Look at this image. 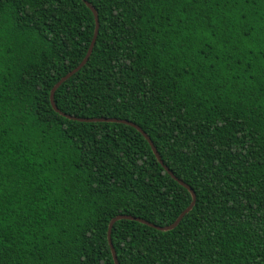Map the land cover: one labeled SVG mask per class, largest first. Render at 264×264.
I'll use <instances>...</instances> for the list:
<instances>
[{
    "label": "trees",
    "instance_id": "obj_1",
    "mask_svg": "<svg viewBox=\"0 0 264 264\" xmlns=\"http://www.w3.org/2000/svg\"><path fill=\"white\" fill-rule=\"evenodd\" d=\"M88 1L57 106L138 124L197 195L171 230L117 220L119 263L264 264V0ZM95 29L84 0H0V264H116L114 217L192 202L137 128L53 107Z\"/></svg>",
    "mask_w": 264,
    "mask_h": 264
},
{
    "label": "water",
    "instance_id": "obj_2",
    "mask_svg": "<svg viewBox=\"0 0 264 264\" xmlns=\"http://www.w3.org/2000/svg\"><path fill=\"white\" fill-rule=\"evenodd\" d=\"M86 2V4L91 8V10L93 11L94 15H95V19H96V29H95V33H94V37L92 39V42L90 44V47L88 49V52L86 54V56L84 57L83 61L75 68L73 69L72 71H70L67 75H65L64 77H62L55 85L54 87L52 88L51 90V94H50V97H51V102H52V105L53 107L58 111L60 112L62 115L68 117V118H73V119H77V120H80V121H87V122H96V121H107V122H120V123H126V124H129V125H132L134 126L135 128H137L140 132L143 133V135L148 139L149 143L151 144L155 154L157 155L159 161L164 165V167L166 168V170L176 179L178 180L182 185H184L185 187H187L191 193H192V202L191 204L179 215V217L177 218V220L170 224V225H166V226H160V225H156V224H152L150 223L149 221H146L144 219H141V218H138V217H135V216H131V215H117L116 217H114L111 222H110V225H109V231H108V239H109V243L111 245V248H112V252H113V256H114V260H115V263L116 264H120L119 263V260H118V255H117V252H116V249H115V246L113 244V241H112V229H113V225L114 223L119 220V219H122V218H128V219H136V220H140L142 222H145L147 224H150L151 226L153 227H156L160 230H171L173 228H175L179 223L180 221L182 220V218L194 207L195 203H196V200H197V195H196V192L194 191V189L188 185L187 183H185L183 180L179 179L170 169L167 165L164 164V161L160 155V153L158 152L154 142L152 141V139L149 137V135L136 123L132 122V121H129L127 119H120V118H116V117H90V118H86V117H75V116H72L70 114H67L63 111H61L59 109V107L57 106L56 104V101H55V92L56 90L61 86V84L63 82H65L69 77H71L73 74H75L76 72H78L89 60L92 52H93V49H94V46L96 44V41H97V37H98V33H99V28H100V20H99V15L96 11V9L94 8V6L91 5V3L88 1V0H84Z\"/></svg>",
    "mask_w": 264,
    "mask_h": 264
},
{
    "label": "snow or ice",
    "instance_id": "obj_3",
    "mask_svg": "<svg viewBox=\"0 0 264 264\" xmlns=\"http://www.w3.org/2000/svg\"><path fill=\"white\" fill-rule=\"evenodd\" d=\"M11 47H12V45H8L7 47H5L3 39L0 38V61L3 60L5 53L10 51ZM85 87H87V84L85 85ZM262 216H264V214H262ZM177 235H180V233H177ZM182 239L185 241H191L193 238H192L191 234H184ZM177 246L182 247L181 245H177Z\"/></svg>",
    "mask_w": 264,
    "mask_h": 264
}]
</instances>
